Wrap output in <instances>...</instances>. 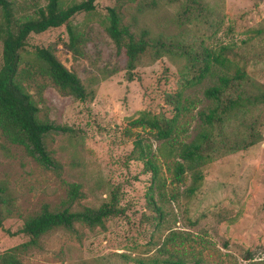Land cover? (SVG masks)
<instances>
[{
  "label": "rangeland",
  "instance_id": "obj_1",
  "mask_svg": "<svg viewBox=\"0 0 264 264\" xmlns=\"http://www.w3.org/2000/svg\"><path fill=\"white\" fill-rule=\"evenodd\" d=\"M17 15L36 14L47 0H10ZM73 0H61L67 6ZM96 8L72 16L86 33L81 52L68 46L66 24L31 32L19 62V78L39 105L41 117L67 125L51 131L48 147L62 167H46L26 147L0 134V179L13 192V204L23 214L44 202L61 205L71 182L80 183L79 202L99 205L119 193L124 212L110 216L104 226L77 223L59 228L42 245L22 253L24 264H137L130 257H182L188 264H264V103L241 109L225 119L227 134L244 137L254 128L256 139L246 148L215 151L203 164V178L188 196L191 175L174 180L173 159L160 150L161 139L130 119L139 109L172 113L168 101L188 76L182 57L144 55L128 78L124 48L107 32L108 7L118 5L132 29L146 26L152 35L164 34L185 42L201 38L212 46L235 42L248 79L264 86V0H95ZM191 5L189 10L186 5ZM1 17V7H0ZM50 46L62 63L75 70L87 97L63 91L43 70L36 46ZM3 41L0 40V65ZM210 78L185 89L189 109L180 117L181 138L190 140L199 128L197 111L206 102L204 86ZM141 133L151 144L165 195L156 198L164 218L147 203L152 172L134 151ZM20 216L4 217L0 225V252L29 238L19 231ZM157 264H181L175 262Z\"/></svg>",
  "mask_w": 264,
  "mask_h": 264
},
{
  "label": "trees",
  "instance_id": "obj_2",
  "mask_svg": "<svg viewBox=\"0 0 264 264\" xmlns=\"http://www.w3.org/2000/svg\"><path fill=\"white\" fill-rule=\"evenodd\" d=\"M117 1L122 3L130 0ZM0 7V40L3 41V61L0 65V134L11 142L24 145L44 166L59 170L62 167L61 161L48 147L47 139L51 131L65 130L68 126L40 116L37 101L20 81L18 65L31 32H41L62 24H66L69 33L68 46L80 53L81 44L87 36L84 29L72 20V16L78 11L95 9V0H73L65 7L61 0H47L46 5L38 7L36 14L20 16L10 0H0ZM119 8L118 5L108 7L104 25L117 46L125 50L128 78H133V69L144 55H151L153 58L169 55L182 57L185 61L188 76L169 95L172 113L167 115L141 108L130 119V125L142 126L162 140L160 150L166 157L173 159L174 180L182 181L186 173L190 172L191 181L185 189L190 196L201 184L203 164L211 159L213 152L239 150L255 141L254 128L238 139L229 136L225 119L238 110L264 103V86L248 79L241 58L236 53L235 42L212 46L204 38L185 42L164 34L152 35L146 26L133 30L131 24L124 21ZM190 8L191 5L185 6L186 10ZM34 52L36 58L43 63V70L59 88L79 98L87 97V88L78 73L62 63L55 49L38 45ZM204 78H210V81L203 88L207 100L197 111L199 128L190 140H185L180 136L185 131V127L180 124V117L189 109L188 97L184 96V92L186 88L201 83ZM134 142L136 155L143 158L144 168L152 172L147 203L154 215H149L148 218L158 220V225L164 218V208L156 198V193L159 199L163 198L166 182L161 177L160 165L154 157L151 144L144 141L141 133L136 135ZM80 187V183L73 181L67 196L61 200V205L52 206L44 202L38 210L23 214L13 204V192L7 180L0 179V225L3 224L4 217L20 216L23 225L19 231L29 236L27 240L0 252V264H24L22 253L40 247L44 235L56 229H75L77 223L90 227L104 226L110 216L124 212L117 190L101 204L91 205L79 202V198L84 195ZM124 256L137 264H188L184 258H174L173 254L167 257Z\"/></svg>",
  "mask_w": 264,
  "mask_h": 264
}]
</instances>
